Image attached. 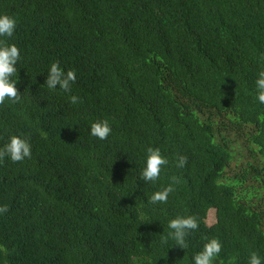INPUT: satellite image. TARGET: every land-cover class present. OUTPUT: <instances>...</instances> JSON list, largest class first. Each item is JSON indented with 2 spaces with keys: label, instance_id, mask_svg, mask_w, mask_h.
Segmentation results:
<instances>
[{
  "label": "trees",
  "instance_id": "16d2710c",
  "mask_svg": "<svg viewBox=\"0 0 264 264\" xmlns=\"http://www.w3.org/2000/svg\"><path fill=\"white\" fill-rule=\"evenodd\" d=\"M4 14L21 100L0 105V148L16 135L31 158L0 163V264H193L211 238L213 264H264V0H0ZM53 62L75 71L70 92L46 87ZM149 147L168 160L154 183ZM177 216L198 221L186 249L161 243Z\"/></svg>",
  "mask_w": 264,
  "mask_h": 264
},
{
  "label": "clouds",
  "instance_id": "9594fccd",
  "mask_svg": "<svg viewBox=\"0 0 264 264\" xmlns=\"http://www.w3.org/2000/svg\"><path fill=\"white\" fill-rule=\"evenodd\" d=\"M16 28L14 18L4 14L0 15V37L11 38ZM20 60V51L14 45L7 44L5 40H0V105L5 100L17 103L21 100V93L16 88L17 62ZM76 81V73L74 70L63 71L58 62L51 63L45 85L49 90L59 87L65 93L71 91V86ZM255 98L264 104V70L258 73L255 80ZM70 103L76 104L79 98L75 95L70 96ZM112 129L107 120L95 121L90 125V135L98 140H106ZM9 158L12 162H22L25 158H31V145L27 139L13 135L8 142L0 148V163L5 158ZM168 164V160L161 155L158 148L149 147L146 150V158L144 167L140 173V179L145 182H156L160 178L162 166ZM187 164L186 156H178L176 167L183 168ZM180 183V178L171 177V183L160 191L154 192L149 203H167L169 194L174 191L173 185ZM8 207L0 206V214L6 213ZM199 227L195 216L181 217L177 216L168 222L170 231L161 239L162 244H167L169 240L174 241V245L181 249H186L188 243L186 237ZM222 245L217 238L207 239L203 244L202 250L193 256V264H213L214 259L220 254ZM248 264H262L260 256L256 252H252L248 259Z\"/></svg>",
  "mask_w": 264,
  "mask_h": 264
},
{
  "label": "rangeland",
  "instance_id": "374dc122",
  "mask_svg": "<svg viewBox=\"0 0 264 264\" xmlns=\"http://www.w3.org/2000/svg\"><path fill=\"white\" fill-rule=\"evenodd\" d=\"M236 145V143H235ZM207 223L208 224H211L215 221V216H214V210L213 209H210V211H208V214H207Z\"/></svg>",
  "mask_w": 264,
  "mask_h": 264
}]
</instances>
